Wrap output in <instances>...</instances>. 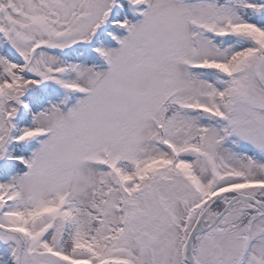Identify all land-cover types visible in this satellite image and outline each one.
<instances>
[{"label":"snow or ice","instance_id":"obj_1","mask_svg":"<svg viewBox=\"0 0 264 264\" xmlns=\"http://www.w3.org/2000/svg\"><path fill=\"white\" fill-rule=\"evenodd\" d=\"M0 264H264V0H0Z\"/></svg>","mask_w":264,"mask_h":264}]
</instances>
